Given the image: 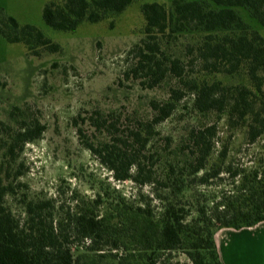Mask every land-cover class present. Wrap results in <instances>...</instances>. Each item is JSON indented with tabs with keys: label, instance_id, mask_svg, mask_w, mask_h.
I'll return each mask as SVG.
<instances>
[{
	"label": "trees",
	"instance_id": "1",
	"mask_svg": "<svg viewBox=\"0 0 264 264\" xmlns=\"http://www.w3.org/2000/svg\"><path fill=\"white\" fill-rule=\"evenodd\" d=\"M134 1L52 0L42 19L73 31ZM140 12L142 37L123 75L145 88L167 83L166 97L150 100V117L87 110L71 118L79 142L135 192L91 172L92 194L72 189L66 202L27 189L21 155L46 126L15 107L0 119V264H179L168 256L174 250L191 264H221L217 230L264 220V168L235 165L231 150L264 139V0L145 1ZM7 18L0 34L9 42L57 46ZM179 106L191 119L185 132L172 146L170 135L155 139V126ZM221 119L226 137L217 135ZM225 178L219 193L199 188Z\"/></svg>",
	"mask_w": 264,
	"mask_h": 264
},
{
	"label": "rangeland",
	"instance_id": "2",
	"mask_svg": "<svg viewBox=\"0 0 264 264\" xmlns=\"http://www.w3.org/2000/svg\"><path fill=\"white\" fill-rule=\"evenodd\" d=\"M50 1L0 0V27H5L11 16L19 26L32 25L57 45L50 48L40 44L30 49L24 42H9L0 34V119L10 118L9 112L18 107L27 115L37 116L46 126L39 139L24 146L21 156L28 170L22 181L31 191H42L66 202L72 189L92 194L86 180L91 172L106 177L126 196L132 195L136 186L130 181H113L79 142L71 118L87 110L116 111L123 120L126 116L150 117L149 102L166 97L167 83L145 88L138 78L125 77L123 71L133 60L130 50L142 37L141 3L168 0H135L117 16L83 22L73 31H56L44 23L42 8ZM186 99L189 97L183 101ZM190 121L186 110L179 106L155 126L159 131L155 139L170 135L172 146ZM217 131L222 137L230 133L223 119L217 123ZM231 150L235 165L250 166L257 161L264 168V139L236 145ZM228 182L227 178L215 179L199 188L219 193L228 189ZM147 190V186L142 187L143 192ZM168 256L172 263L191 264L181 251H171Z\"/></svg>",
	"mask_w": 264,
	"mask_h": 264
},
{
	"label": "crops",
	"instance_id": "3",
	"mask_svg": "<svg viewBox=\"0 0 264 264\" xmlns=\"http://www.w3.org/2000/svg\"><path fill=\"white\" fill-rule=\"evenodd\" d=\"M214 239L221 264H264V220L239 229L220 228Z\"/></svg>",
	"mask_w": 264,
	"mask_h": 264
}]
</instances>
